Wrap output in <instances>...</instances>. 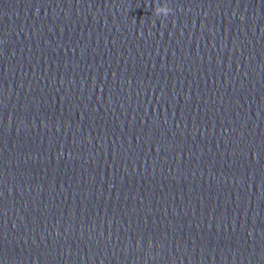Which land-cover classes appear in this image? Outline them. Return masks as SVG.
Masks as SVG:
<instances>
[{
	"label": "water",
	"instance_id": "water-1",
	"mask_svg": "<svg viewBox=\"0 0 264 264\" xmlns=\"http://www.w3.org/2000/svg\"><path fill=\"white\" fill-rule=\"evenodd\" d=\"M0 264H264V0H0Z\"/></svg>",
	"mask_w": 264,
	"mask_h": 264
},
{
	"label": "clouds",
	"instance_id": "clouds-1",
	"mask_svg": "<svg viewBox=\"0 0 264 264\" xmlns=\"http://www.w3.org/2000/svg\"><path fill=\"white\" fill-rule=\"evenodd\" d=\"M172 11L171 8H169L168 6L164 5V6H160L158 5L155 8V14L157 16L163 15V16H167L170 12Z\"/></svg>",
	"mask_w": 264,
	"mask_h": 264
}]
</instances>
